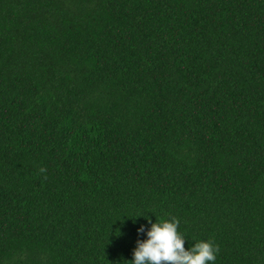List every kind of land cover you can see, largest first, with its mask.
I'll return each instance as SVG.
<instances>
[{"label": "trees", "instance_id": "16d2710c", "mask_svg": "<svg viewBox=\"0 0 264 264\" xmlns=\"http://www.w3.org/2000/svg\"><path fill=\"white\" fill-rule=\"evenodd\" d=\"M171 217L264 264V0H0V264H130Z\"/></svg>", "mask_w": 264, "mask_h": 264}, {"label": "clouds", "instance_id": "9594fccd", "mask_svg": "<svg viewBox=\"0 0 264 264\" xmlns=\"http://www.w3.org/2000/svg\"><path fill=\"white\" fill-rule=\"evenodd\" d=\"M149 223L147 239L137 241L130 264H214L219 246L211 240L199 241L186 250V238L178 231L180 222L176 217ZM138 231L143 233L144 228Z\"/></svg>", "mask_w": 264, "mask_h": 264}]
</instances>
